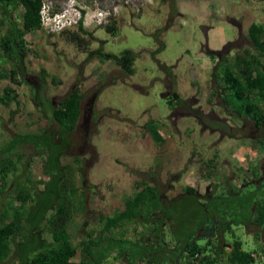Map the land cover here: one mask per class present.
<instances>
[{
    "label": "rangeland",
    "instance_id": "1",
    "mask_svg": "<svg viewBox=\"0 0 264 264\" xmlns=\"http://www.w3.org/2000/svg\"><path fill=\"white\" fill-rule=\"evenodd\" d=\"M44 1L43 16L50 12V7L53 14L59 13L57 19L62 24H67L82 7L88 18H84V30L73 26L53 32L43 24L41 29L25 35L26 81L17 83L10 77L0 80V94L5 88L18 94V103L16 99L9 105L0 103V152L11 136L40 133L49 126V114L37 108L33 88L43 76L42 70L49 73L46 94L54 104L79 84L84 93L82 114L73 146L60 158L62 165L79 166L77 171L75 166L64 169L69 179L65 195L68 204L72 203L69 232L74 244L78 246L90 231L96 230L95 236H99L107 217L124 210L127 201L144 188L147 194L156 193L157 202L145 198L142 213L146 215L137 216L118 229L112 228L109 237H123L119 249L122 245L128 249V258L133 262L139 251L134 250V243L147 238L156 220L168 219L164 240L174 245L169 229L172 224L185 228L181 217L188 195H198L206 201L203 196L209 193L207 188L210 190L212 184L232 175L227 162L234 169H252L264 156L262 136H249L254 130L251 120L246 124L240 121L249 116L245 112L240 117L231 109L222 110L221 96L230 98L232 103L234 100V106L240 110H244L240 104L245 99L235 97V88L225 87V94L214 95L218 86L227 85H220L222 76L234 69L229 58L252 48L246 37L248 28L253 22H264V0H129L130 5L124 4V0ZM172 2L178 10L174 14ZM135 4L140 5L139 13ZM107 5L116 6L115 14L108 23L96 24L92 18L96 21L94 15ZM22 12L21 6L13 12L20 22ZM170 17L172 25L160 36L165 48L153 54L160 45L155 32L165 27ZM108 24H114V31L107 29ZM98 48L117 54L125 49L140 52L133 65L134 73L127 74L111 60L88 61V53ZM211 49L219 52L210 53ZM3 55L0 39V69H10L11 64L1 60ZM52 75L59 82H54ZM195 109H200L202 115ZM151 129L158 130L163 140H156ZM21 149L25 156L23 164L29 161L33 178L49 177L43 173L44 154L30 143L23 144ZM213 154L221 158V165L215 176L208 179L201 174L199 165ZM75 156L81 157L80 165L74 162ZM12 157L16 160L17 156ZM238 177L241 178L239 173ZM43 185L37 184V188ZM146 186L154 188L149 190ZM73 187L84 196V203L71 193ZM150 209L153 214L148 218ZM187 227L186 231H190ZM234 227L244 248L262 256L264 245L254 244L252 230L256 226L244 223ZM200 236L202 233L197 237L204 243ZM224 242L233 244L230 233L224 235ZM114 250L103 247L97 251L98 257L102 255L97 264H122ZM80 251L79 245L74 262L80 259ZM15 261L14 258L6 264ZM126 262L130 264L127 258Z\"/></svg>",
    "mask_w": 264,
    "mask_h": 264
},
{
    "label": "trees",
    "instance_id": "2",
    "mask_svg": "<svg viewBox=\"0 0 264 264\" xmlns=\"http://www.w3.org/2000/svg\"><path fill=\"white\" fill-rule=\"evenodd\" d=\"M44 4V0H0V30L2 29L3 31L2 34L0 33V39L4 54L1 60L10 63L12 66L10 69H0V80L10 77L17 83L26 81L27 70L23 64V56L27 47L25 35L43 27L41 11ZM20 6L23 8L21 22L13 16V12ZM170 6L172 14L178 11L175 2H172ZM53 13L54 11L49 12V14ZM172 21L173 18L170 17L166 26L155 32L160 45L153 54L165 48L160 36L172 25ZM113 23L115 24V22ZM114 24H108L107 29L109 31L113 30L115 28ZM67 29L69 27L64 30ZM79 29L84 30L81 22ZM246 37L250 41L252 48L243 50L234 56L231 60L234 66L232 71L234 72L226 71L227 73L222 76L223 83L220 85H227L224 87L218 86L214 91V95H216V92L225 94V87L231 90L233 88L236 89L235 97L245 99V102L240 104L244 110L235 107L233 99L232 103L230 98L223 97L226 110L231 109L234 114L240 117H243L245 112L246 115L254 118V122L251 124L254 132L252 131L249 136H262V145L264 147V108H262L264 106V22L251 23ZM227 50L229 51L230 49ZM218 52L210 51V53ZM139 54L140 52L132 49H125L117 54L98 48L88 53L87 60L91 61L95 58L103 62L111 60L120 65L127 74H133V65ZM160 65L166 69L170 68L166 64L160 63ZM42 71L43 76H40L39 83H34L35 86L33 88L36 91L34 94L38 102L37 108L43 113L49 114V126L43 128L40 133L21 134L19 138H17L18 134L11 136L3 145L2 152H0V264H6L14 258L16 259L15 264H97L99 259L102 258V255L97 256V251L103 247H114L117 252L116 255L117 257L119 256L122 264H128L126 258L131 263L132 260L126 256L128 249L123 247V245L119 249L123 237H109V231L112 228L118 229L124 226L127 221L137 216L143 217L146 213H142V206L146 203L145 198L146 201L151 199V201L156 203L157 195L154 192L147 194L146 189H141L133 199L127 201L124 210L107 217V221L99 236H95L97 231L94 230L90 231L87 238L82 239L79 244L81 246L80 259L77 262L73 261V258L78 254L79 245L74 244L69 232L70 205L72 203L68 204V197L65 195V188L66 184H69V179L66 178L64 170L65 168H72V166L69 163L62 165L60 158L73 146V135L82 114L84 93L79 84H76L57 104H54L46 94V79L49 73L45 69ZM52 76L54 82H59L56 76ZM218 89L220 90L217 91ZM175 95L181 99L177 94ZM17 97L18 94L15 90L5 88L4 93L0 94V103L9 105L13 99H16L18 103ZM46 103H49L47 108ZM195 111L200 116L202 115L200 109H195ZM151 130L156 140H163L158 130ZM26 143L32 144L46 156L43 162V173L49 177L45 179L38 178L37 181L33 179L34 175L30 172L29 161L23 164L25 156L21 153V147ZM12 155L17 156L16 160H14ZM218 159V156L213 154L211 158L203 162L201 168L206 178L215 176V165L218 168V162H216ZM74 162L80 165L82 163L81 157L75 156ZM12 175L15 185L14 188L10 189L9 181ZM234 175L232 173L229 178L217 184L226 186ZM37 184L44 185L42 188H37ZM146 188L152 190L154 187L146 186ZM188 189L196 190L193 188ZM259 189H262L260 194L263 198L255 201L257 197L255 194L258 193ZM7 190L8 194H6ZM233 192L237 195H228L227 197L221 195L213 196L209 192L203 196L206 198V202L201 201V197L198 195H188L191 200L186 199L189 202L185 201L186 209L183 210L181 218L185 221L190 216L195 218L197 214L198 220L194 225L187 221L185 228L181 229V233H184V236L179 233V245H177L176 250L160 253L159 262L167 263L171 259V264H174L176 261L180 262L183 257H185L184 264H255L260 262L261 258L259 257L261 256L259 254H252L253 252L243 249V242L239 237L236 238L234 226L244 223L248 227L255 225L256 229L252 231L256 235V240H262L263 238L262 242L264 245V184L247 192L245 196H241L242 194L240 193L242 191L240 188L233 190ZM71 193L75 194L78 201L83 199L84 203V196L79 195L78 188L73 187ZM226 199L229 200V209L222 206ZM151 210H149L147 213L149 215L146 217L150 216ZM238 210L245 211V213L239 215ZM205 212H209L211 216L216 217L222 223L221 225H216V232L210 238L202 234L203 236H200L204 240V243H202L198 239L197 234L200 233V227L204 226L205 222L209 220V213L206 215L204 214ZM224 214L231 215V217L223 216ZM177 221L179 222V220ZM226 225L228 226L225 227ZM187 226H190V231H186ZM222 227L228 228L227 232L233 237L232 250L226 260L222 257L224 250L220 245L222 238L227 232H223ZM121 234L123 235L124 232ZM194 235L195 238H193ZM138 248L139 251L135 254L137 255L135 261L131 264H137V262L146 261L145 258L147 259L145 256L146 253H149L147 247L141 248L140 246ZM111 251L110 253H112ZM187 251L189 253L184 254ZM179 254L180 257H178ZM153 259L152 255H150L148 260Z\"/></svg>",
    "mask_w": 264,
    "mask_h": 264
},
{
    "label": "flooded vegetation",
    "instance_id": "3",
    "mask_svg": "<svg viewBox=\"0 0 264 264\" xmlns=\"http://www.w3.org/2000/svg\"><path fill=\"white\" fill-rule=\"evenodd\" d=\"M257 169L259 172L258 175L256 174L257 172L255 171L254 175L252 176V180H250V181L244 180L241 184H264V159H262L258 163ZM187 199L191 200V198H187ZM187 202H189V201L187 200ZM208 213L209 212H207V213L205 212L204 214L207 215ZM208 215H209L208 216L209 220H207L205 222L204 226L200 227V233H202L205 236H207L208 238H210V236L216 232V229H215L216 225H221L222 222L220 220H218L216 217L211 216L210 213ZM223 216H230L231 217V215H228V214H224ZM167 220L168 219L163 220V221L156 220L154 223V226L151 230V233L148 234L147 238H145V239H144V237L141 238L140 240L135 242L136 244L132 241L131 244L134 243V250H136L138 247L141 246V248L147 247V250L149 251L148 254L147 253H146V255L144 254L147 257V259L145 258L146 261H139L137 264H171V259L167 263L166 262L165 263L159 262L160 256H161L160 253H162L163 251L168 252V251H175L176 250L177 245H179V239H178L179 234H178V232H180L182 228H181V225H178L179 227H176V225H174V224H172L170 226L169 232H170V236L173 238V242H174V245H171L172 242L168 243L167 241L164 240V237H163L164 236L163 232H164V228L166 226ZM197 220H198V216L196 214L195 218L190 216L185 221L183 219L182 222L187 224L188 223L187 221H189L191 224L194 225V224H196ZM227 226L228 225H226L225 227H227ZM225 227L224 228L222 227L223 232L228 231L227 230L228 228H225ZM193 238H195V235L193 236ZM127 241L129 242L130 240H127ZM222 244H225V242ZM130 248H132V245L129 247V249ZM128 252H129V250L126 253L127 257H128V255H130L129 254L130 252L129 253ZM188 253L189 252L187 251L184 254H188ZM150 255H152V257L154 258L153 260H148ZM178 257H180V254ZM184 261H185V257L181 258L180 262L176 261L174 264H184ZM131 263H132V261H131Z\"/></svg>",
    "mask_w": 264,
    "mask_h": 264
},
{
    "label": "crops",
    "instance_id": "4",
    "mask_svg": "<svg viewBox=\"0 0 264 264\" xmlns=\"http://www.w3.org/2000/svg\"><path fill=\"white\" fill-rule=\"evenodd\" d=\"M212 50V49H211ZM215 51V50H214ZM230 59V61L232 60L231 58H229ZM222 93V92H221ZM214 96V95H213ZM221 96V95H220ZM221 99L223 100V97L221 96ZM223 106H224V108L222 109V110H226V106L223 104ZM262 108H264V106H262ZM229 111V110H228ZM236 115V114H235ZM248 119H250L251 120V124L254 122V118H252L251 116H249L247 119H245V120H243V119H240V121L242 122V123H247V122H250V121H248ZM35 150H37V148H35ZM36 152H38L39 153V151H36ZM44 157H46V156H44ZM44 157L42 158V165H43V162H44ZM212 157V156H211ZM211 157H209V158H211ZM261 158L262 159H264V156L262 157L261 156ZM260 158V161L262 160ZM206 160H208V158H206ZM206 160H202V162H201V164L199 165V170H200V172H201V174H202V168H201V165L203 164V162L204 161H206ZM259 161V162H260ZM216 162H218V168H216V172H217V170L219 169V166L221 165L220 164V162H221V158H219L218 159V161H216ZM259 162H256L255 163V165H253L254 167H252V169H247V168H239V167H236V169H234V166H233V164L232 163H229V162H227V167H229V168H231V172L233 173V174H235L234 175V177H233V179L229 182V183H227L226 184V186H224V184H212V187L210 188V190L207 188V191L206 192H211V194L213 195V196H219V195H221V196H223V197H227L228 195L230 196V195H234V196H236L235 195V193L233 192V190H237V189H241V193L240 194H242L241 196H245L246 195V193L247 192H249V191H252V190H254V189H256L258 186H260V185H262V184H241L244 180H248V181H250V180H252V176L254 175V172L256 171L257 173V175H258V169H257V163H259ZM64 165H67V164H64ZM72 166H75V168H76V171H77V169H78V165H72ZM216 166V165H215ZM215 172V173H216ZM33 173V172H32ZM238 173H239V175L241 176V178H239L238 177ZM16 175H17V173H15ZM13 178V175L10 177V181H9V183H10V186H9V188L10 189H12V188H14V180L12 179ZM21 178H24V177H21ZM38 178H40V177H38ZM38 178H33L35 181L36 180H38ZM237 178H238V181H234L233 182V180H237ZM11 179H12V181H11ZM208 179H210L209 177H208ZM19 180V179H18ZM240 180V181H239ZM235 183V184H234ZM214 188H216V190H214ZM9 190V189H8ZM260 190H262V189H259L258 190V193L257 194H255V196H257L256 197V199H255V201H258V200H260L261 198H263L262 196H261V194H260ZM9 191H11V190H9ZM238 192H239V190H238ZM258 194H260V196H258ZM2 197H4V196H2ZM201 201H204V200H202V199H200ZM206 202V201H205ZM229 202V200L228 199H226V202H223V204H222V206L223 207H225V208H227V209H229V206H230V204L228 203ZM256 203V202H255ZM254 203V204H255ZM238 212V214L240 215V214H242V213H245V211H240V210H238L237 211ZM249 232V231H248ZM252 234H253V236L255 237L254 238V244L257 246V245H259V247H261V245L263 244V242H262V240H256V235H255V233L252 231ZM219 236V235H218ZM164 237V236H163ZM237 237H239L238 236V234L236 233V238ZM239 239H241V241L243 242V239L242 238H240L239 237ZM221 246H222V248H223V254H222V257H223V259L224 260H226V258H228V256H229V253L231 252V250H232V244H227V245H224V244H221ZM243 249L244 250H247V249H245L244 248V245H243ZM248 251H251V252H253L252 254H257L256 253V251H254V250H248ZM258 255V254H257ZM259 258H261L260 260V262H256L255 264H264V252H263V254H262V256L261 257H259Z\"/></svg>",
    "mask_w": 264,
    "mask_h": 264
},
{
    "label": "built area",
    "instance_id": "5",
    "mask_svg": "<svg viewBox=\"0 0 264 264\" xmlns=\"http://www.w3.org/2000/svg\"><path fill=\"white\" fill-rule=\"evenodd\" d=\"M131 1L134 2V0H131ZM124 4L130 5V1L124 0ZM135 7H137V12L139 13L140 5L135 4ZM114 12H116V6L107 5L104 8H102L97 14L94 15V17L97 20L95 21L92 18V21H94L98 25H103L104 23H108L111 15L115 14ZM75 14L77 15V17L74 19H69V21H67V24H62L61 22H59V20L57 19L59 15H56L53 18L47 14L46 16H43L42 18L43 24L49 26V30L54 32V31H61L65 29L66 27H73L79 24L80 22L79 19L82 16H83V23H85V19L88 18V12H85V9L83 7L80 9H77Z\"/></svg>",
    "mask_w": 264,
    "mask_h": 264
},
{
    "label": "clouds",
    "instance_id": "6",
    "mask_svg": "<svg viewBox=\"0 0 264 264\" xmlns=\"http://www.w3.org/2000/svg\"><path fill=\"white\" fill-rule=\"evenodd\" d=\"M44 5H45V4H44ZM43 7H44V6H43ZM42 10H43V8H42ZM49 11L51 12V8H50V7H49ZM41 14H42V11H41ZM48 15L54 18V16L59 15V13H55V14H49V13H48ZM76 17H77V15L75 14V15H73V17H71V19H74V18H76ZM42 18H43V14H42ZM57 18H58V17H57ZM79 21L82 23V25L84 24V23H83V16L79 19ZM80 22H79V24L75 25V27H77V26L79 27ZM42 23H43V19H42ZM69 28H71V27H69ZM196 256H198V255H196Z\"/></svg>",
    "mask_w": 264,
    "mask_h": 264
}]
</instances>
